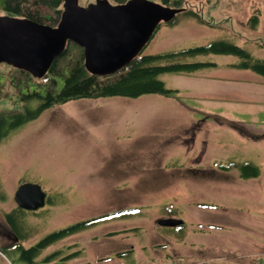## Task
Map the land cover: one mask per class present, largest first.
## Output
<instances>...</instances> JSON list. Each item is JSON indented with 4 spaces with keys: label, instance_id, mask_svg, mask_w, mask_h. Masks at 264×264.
Instances as JSON below:
<instances>
[{
    "label": "rangeland",
    "instance_id": "1",
    "mask_svg": "<svg viewBox=\"0 0 264 264\" xmlns=\"http://www.w3.org/2000/svg\"><path fill=\"white\" fill-rule=\"evenodd\" d=\"M78 1L81 7L96 2ZM182 1L184 9L200 15L202 22L184 16L174 26L163 25L142 56L226 41L264 60V0ZM47 13L54 16L53 11ZM189 60L212 66L190 74H162L159 79L173 93L146 96L156 101L159 128L173 129L169 132L175 140L189 133L184 135V147L175 146L157 157L158 175L164 173V178L152 186H102L117 183L109 179L122 175L118 170L127 165L113 157H104L111 163L97 160L94 146L77 136L85 128V109L78 102L82 100L53 107L4 139L0 248L16 241L5 215L18 208L15 194L29 183L39 185L52 204L37 212L24 211L30 232L25 247L99 218L44 250L38 260L60 251V258L77 255L63 264H242L264 249V78L241 69V61L231 55ZM0 69L10 70L5 65ZM12 91L7 85L0 97L1 110H22ZM97 141L96 151H101L102 141ZM245 164L256 167L259 178L234 181ZM167 219L183 225H159ZM258 262L264 264V256ZM0 264L12 262L0 252Z\"/></svg>",
    "mask_w": 264,
    "mask_h": 264
},
{
    "label": "trees",
    "instance_id": "2",
    "mask_svg": "<svg viewBox=\"0 0 264 264\" xmlns=\"http://www.w3.org/2000/svg\"><path fill=\"white\" fill-rule=\"evenodd\" d=\"M65 0H0V16L24 18L38 24L56 27L63 12ZM114 4H125L130 0H109ZM162 4L172 8L183 9L182 13L170 24L179 23V17H190L202 22L200 15L194 11H186L182 0H162ZM43 10V11H42ZM53 11L54 16L47 13ZM185 14V15H184ZM58 20V21H57ZM54 23V24H53ZM57 23V24H56ZM231 55L237 57L240 68L249 70L264 78V60L254 59L244 49L226 41H218L204 47H195L177 52L158 55L138 56L120 73L99 77L90 74L84 64V51L74 43H69L51 67L48 75L39 80L30 74L11 69L4 72L0 69V97L6 92L7 85L12 89V97L16 104H22L21 111H5L0 109V144L13 131L24 124L37 119L47 110L63 106L69 102L85 99L130 98L138 99L147 95L169 96L172 90L166 88L159 79L166 73H196L209 63L194 62L189 59L208 55ZM37 103L36 108L31 104ZM236 129V126H233ZM238 130V129H237ZM242 133L241 130H238ZM228 170V167H222ZM244 178H258L259 170L252 164L242 166ZM48 204H52L48 198ZM24 211L20 208L5 215L6 227L16 240L14 244L0 248L12 264H63L75 254L60 258V251L38 260L42 252L62 239L91 226L99 218L79 222L65 229L47 235L36 244L25 247L23 243L30 236L26 230ZM77 256V255H76ZM60 258L59 261H57Z\"/></svg>",
    "mask_w": 264,
    "mask_h": 264
},
{
    "label": "water",
    "instance_id": "3",
    "mask_svg": "<svg viewBox=\"0 0 264 264\" xmlns=\"http://www.w3.org/2000/svg\"><path fill=\"white\" fill-rule=\"evenodd\" d=\"M182 11L151 0H130L125 4L96 0L87 7H81L78 0H65L56 27L0 16V65L41 80L67 45L74 43L83 49L85 68L90 74L114 76L143 52L162 24H171ZM14 199L18 208L27 212H37L47 203L43 189L29 183L18 188ZM159 225L178 227L183 222L167 219Z\"/></svg>",
    "mask_w": 264,
    "mask_h": 264
},
{
    "label": "crops",
    "instance_id": "4",
    "mask_svg": "<svg viewBox=\"0 0 264 264\" xmlns=\"http://www.w3.org/2000/svg\"><path fill=\"white\" fill-rule=\"evenodd\" d=\"M78 102L81 104L80 107L85 109L83 117L85 128L83 133L77 131V136L84 138L85 143L88 142L94 146L93 157L108 163L113 161L104 157H113L114 162L127 165L125 170L117 169L122 172V175L113 176L112 179H109L112 183L114 181L117 183L102 184L104 187L152 186L155 181L164 178V173L160 172L161 174L158 175L156 167L161 166H156L157 157L165 156L166 152L175 146L184 147V135L189 134L179 135V138L175 140L172 138V132H169L173 129L159 128L158 116L155 111L156 101L146 99V96L138 99L122 97L85 99ZM74 120L78 122L77 119ZM189 130L192 132L191 128H184L182 131L188 132ZM158 131H161L162 134L158 135ZM180 133L182 132L180 131L175 135ZM187 137L190 138L189 142L193 140V135ZM97 139L102 141L101 151L98 150L100 152L96 151ZM92 178L97 177L93 176ZM258 178L248 179L239 176V178L235 177L234 181L247 182ZM262 256H264V249L254 253L250 256L252 259L242 264L257 263L259 259H262Z\"/></svg>",
    "mask_w": 264,
    "mask_h": 264
},
{
    "label": "built area",
    "instance_id": "5",
    "mask_svg": "<svg viewBox=\"0 0 264 264\" xmlns=\"http://www.w3.org/2000/svg\"><path fill=\"white\" fill-rule=\"evenodd\" d=\"M204 264H215V263L208 261V262H205ZM254 264H262V263L257 262V263H254Z\"/></svg>",
    "mask_w": 264,
    "mask_h": 264
}]
</instances>
